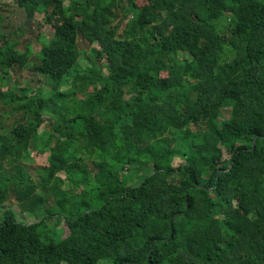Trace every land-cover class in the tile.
I'll use <instances>...</instances> for the list:
<instances>
[{
  "label": "trees",
  "instance_id": "trees-1",
  "mask_svg": "<svg viewBox=\"0 0 264 264\" xmlns=\"http://www.w3.org/2000/svg\"><path fill=\"white\" fill-rule=\"evenodd\" d=\"M9 1L23 18L0 4V264H264V0ZM40 20L33 57L21 38ZM79 38L100 48L61 90ZM25 68L50 96L9 89Z\"/></svg>",
  "mask_w": 264,
  "mask_h": 264
},
{
  "label": "rangeland",
  "instance_id": "rangeland-1",
  "mask_svg": "<svg viewBox=\"0 0 264 264\" xmlns=\"http://www.w3.org/2000/svg\"><path fill=\"white\" fill-rule=\"evenodd\" d=\"M4 2V3H3ZM139 6H142L145 2V0H138L137 1ZM0 4H6L3 7L4 13L7 14V16H9V19L12 21L13 25L18 23L22 18H23V14L20 13L12 4L10 3L9 0H1ZM40 25V26H39ZM24 33L22 36V41L25 42H29V46L32 48V50L34 51V56H39L40 53V49H41V44L40 42H38L37 37L38 36H43L46 37L47 39L50 38L51 34H52V29L50 26H48L47 24L43 23V20H40V23H32L29 24L28 26L25 27L24 29ZM79 42V48L82 52V55L80 56V59L78 60L77 65L71 70V72L69 73L68 77H66V79L64 80L62 86H61V90H66L71 82V77L77 73L78 71L83 70V68H85L88 63L85 60V58L83 57L87 52L90 53L92 50H95L97 48H100L99 45L97 43H89L87 40H85L84 38H79L78 40ZM181 55V54H180ZM98 57V56H97ZM100 61L104 62L105 58L104 57H100ZM104 68V67H103ZM79 69V70H78ZM23 79H28L32 82V84L34 85V87L38 90V92L40 91V93L43 95V97H48L52 94V90H51V84L50 82L47 80V78L43 75H39L38 79L34 82L32 81V77H31V73L29 72V69L25 68L23 69L21 72L19 73H13L10 76L9 79V89L13 88V87H19V86H24L25 85V81ZM2 88V86H0V89ZM3 90H7L8 88L5 87L2 88ZM1 89V90H2ZM225 115L227 116L229 113V109H224L223 110ZM45 116L50 118L51 116H53V114L50 112V110H46L45 111ZM221 120V118H220ZM182 153H179V157H181ZM31 160H33L32 162H36L38 164L41 165H47L48 164V153H32L31 154ZM179 159V158H177ZM30 160V162H31ZM90 165V169H92V163H89ZM123 174V171L120 173V175ZM128 174V180L130 182H138L139 181V177L136 176L137 174L134 172V170H130L127 171ZM178 178V176H176L174 179L176 180ZM6 207H9L11 209H13L16 213V216L19 220H23V221H32L34 219V216L26 213V212H22L16 202V200L14 199V197L12 195H10L9 200H7L5 202ZM61 226L63 227L64 231H65V236L68 234V228L64 223H61ZM67 260H65L63 262V264H67ZM100 264H110L108 262V260L102 259L100 261Z\"/></svg>",
  "mask_w": 264,
  "mask_h": 264
}]
</instances>
